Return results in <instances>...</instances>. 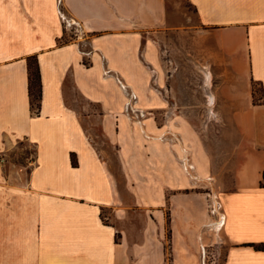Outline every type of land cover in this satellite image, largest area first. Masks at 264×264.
Instances as JSON below:
<instances>
[{"label":"crops","instance_id":"obj_1","mask_svg":"<svg viewBox=\"0 0 264 264\" xmlns=\"http://www.w3.org/2000/svg\"><path fill=\"white\" fill-rule=\"evenodd\" d=\"M189 2L241 85L228 92L240 135L233 183L210 192L209 221L192 218V188L210 158L192 154L181 127L85 123L102 111L115 124L134 97L143 111L165 108L145 33L166 22L167 0H0V264H206L217 242L223 264H264L254 246L264 243V0ZM137 209L140 223L113 220Z\"/></svg>","mask_w":264,"mask_h":264},{"label":"rangeland","instance_id":"obj_2","mask_svg":"<svg viewBox=\"0 0 264 264\" xmlns=\"http://www.w3.org/2000/svg\"><path fill=\"white\" fill-rule=\"evenodd\" d=\"M73 30L72 27L67 29L64 40L73 38ZM145 37L157 47L154 66L157 72L152 86L164 96L165 108L143 111L138 109L140 106L134 97L131 113L119 116L115 124L112 117L109 119L101 111L99 115L85 116L86 127H181V140L191 146L192 154L201 158V153L205 152L210 158L207 178L203 177L192 188L198 193L197 211L192 218L204 221L218 218L214 211L218 200L210 192L219 195L222 186L230 188L233 183L240 135L233 117L236 104L228 98V92L240 84L229 74L226 57L214 37L201 26L189 0H167L166 22L149 28ZM254 88L258 90L259 86L254 83ZM257 98L259 96L254 101ZM206 191L211 195L200 194ZM167 207L166 219L170 215ZM145 214L137 209L124 216L117 210L113 220L140 223ZM176 218L182 217L177 215ZM225 251V246L217 242L208 245L202 256L206 264H223Z\"/></svg>","mask_w":264,"mask_h":264},{"label":"trees","instance_id":"obj_3","mask_svg":"<svg viewBox=\"0 0 264 264\" xmlns=\"http://www.w3.org/2000/svg\"><path fill=\"white\" fill-rule=\"evenodd\" d=\"M28 69H29V93L31 97L32 108H39L41 98V80L40 69L36 55L28 57ZM264 178V173H263ZM258 249L264 250V243L254 245Z\"/></svg>","mask_w":264,"mask_h":264},{"label":"built area","instance_id":"obj_4","mask_svg":"<svg viewBox=\"0 0 264 264\" xmlns=\"http://www.w3.org/2000/svg\"><path fill=\"white\" fill-rule=\"evenodd\" d=\"M208 195H211L210 193H208ZM216 199V198H215ZM214 211L215 212H217L218 210H217V208H218V201H215V203H214Z\"/></svg>","mask_w":264,"mask_h":264}]
</instances>
